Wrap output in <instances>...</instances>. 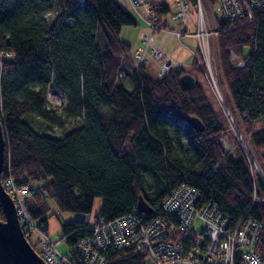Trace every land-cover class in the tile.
I'll list each match as a JSON object with an SVG mask.
<instances>
[{"label": "trees", "instance_id": "1", "mask_svg": "<svg viewBox=\"0 0 264 264\" xmlns=\"http://www.w3.org/2000/svg\"><path fill=\"white\" fill-rule=\"evenodd\" d=\"M216 2L204 0L217 30L218 85L264 175V6L251 21L227 20ZM161 5L164 15L169 6ZM136 18L116 0H0L1 179L33 185L25 207L46 233L48 199L82 215L58 234L72 258L95 220L138 213L139 196L158 214L161 200L185 183L232 226L245 217L261 222L255 248L264 261V182L239 147L225 148V120L189 68L155 76L132 64L119 31ZM53 89L63 93L60 108L49 105ZM106 264H146L145 253L109 250Z\"/></svg>", "mask_w": 264, "mask_h": 264}, {"label": "built area", "instance_id": "2", "mask_svg": "<svg viewBox=\"0 0 264 264\" xmlns=\"http://www.w3.org/2000/svg\"><path fill=\"white\" fill-rule=\"evenodd\" d=\"M128 1L134 11L136 7H144L147 13L143 18L157 28L168 21L184 24L192 10L191 0ZM201 1L204 4V0H195L199 16L197 33L208 35L211 31L203 13L206 18L209 17L205 7L202 10ZM162 3L169 6L164 15L160 11ZM262 6L264 0L216 2V9L227 20L251 21L253 11ZM154 54L158 56L160 51H154ZM202 55L205 65L209 64L205 46ZM145 56L146 48L138 45L130 54L132 64H145ZM240 63L243 62L237 61V64ZM172 66L164 62L153 70V74L162 76ZM234 129L237 145L251 164L252 147L236 125ZM1 184L14 202L24 236L32 247L38 246L36 253L46 264H106L109 250L130 249L142 250L146 264H264L255 248L261 233V222L245 217L240 224L232 226L228 216L215 203L203 200L199 190L189 184L180 183L172 188L161 200L158 214L137 211L110 220H95L90 225V234L73 244L75 258L60 251L59 236L51 239L35 224L26 209L24 199L30 195L32 184H20L9 175L1 179ZM88 218V215L84 216L85 220Z\"/></svg>", "mask_w": 264, "mask_h": 264}, {"label": "rangeland", "instance_id": "3", "mask_svg": "<svg viewBox=\"0 0 264 264\" xmlns=\"http://www.w3.org/2000/svg\"><path fill=\"white\" fill-rule=\"evenodd\" d=\"M116 1L125 10L129 11L135 18L136 16L134 13H136L140 19V21L137 20L136 25H124L119 31V38L130 46V53L133 52V50L138 45L142 44L144 49L146 48L145 64L151 69L155 70L158 65H161L164 62H168L173 66L181 65L189 68L193 72V75L202 82L209 102L221 113L222 117L224 118L225 131L228 130L230 133H232V147H238L236 138L234 136V125H236V127L239 129L242 136L248 140V138L240 130L237 121L232 115V111L228 103L224 100L223 94L218 85L214 45V36L217 30L214 28L211 16L208 15L209 18H206L205 14L203 13L205 22L208 23L209 29L211 31L208 35L197 33L199 25L198 12L195 10V8H197V2L194 4L191 3L190 8L192 10L187 14V21L184 22L182 26H180L178 22L173 21L169 22V26L163 25L157 28L152 26L151 21L145 20V18H143L147 13V10L144 7H136L134 11L128 0ZM201 7L202 10H204L205 5L202 3V1ZM209 11L216 15L218 14L215 10V5L209 4ZM204 46L205 52L209 59V64L206 65L202 55ZM154 51H160V54L156 56ZM194 54L196 55L195 58ZM230 58H233V61L236 63L237 61L243 62L242 58L234 51L230 52ZM198 61L201 65L198 63ZM128 88H130V85H128ZM47 99L50 106L58 108H60L64 102L63 93L59 89L48 91ZM251 152L253 156L252 159H250L251 164L248 161L247 163H249L252 172L258 175L259 178L264 182V175L259 166L256 155L253 150ZM98 207L99 199L97 198L93 203V208L90 213L91 216L97 212ZM45 215L47 216V234L51 239H54L58 236L62 223L82 217V215L76 212L60 210L52 199L47 200ZM67 247V243L64 240L58 244V248L62 252L67 251ZM37 248L38 246L36 245L34 250L37 251Z\"/></svg>", "mask_w": 264, "mask_h": 264}, {"label": "water", "instance_id": "4", "mask_svg": "<svg viewBox=\"0 0 264 264\" xmlns=\"http://www.w3.org/2000/svg\"><path fill=\"white\" fill-rule=\"evenodd\" d=\"M4 136L0 121V204L4 219L0 220V264H46L25 238L17 217L14 202L1 184L4 159ZM136 210L150 214L152 209L139 196Z\"/></svg>", "mask_w": 264, "mask_h": 264}, {"label": "crops", "instance_id": "5", "mask_svg": "<svg viewBox=\"0 0 264 264\" xmlns=\"http://www.w3.org/2000/svg\"><path fill=\"white\" fill-rule=\"evenodd\" d=\"M178 64H182V63H178ZM232 143H233L232 133H230L228 130H226L224 132V137H223V144H224L225 148L232 151L233 150Z\"/></svg>", "mask_w": 264, "mask_h": 264}]
</instances>
